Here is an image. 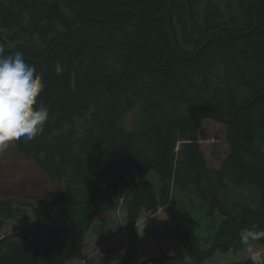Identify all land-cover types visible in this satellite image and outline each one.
Masks as SVG:
<instances>
[{
  "label": "trees",
  "instance_id": "1",
  "mask_svg": "<svg viewBox=\"0 0 264 264\" xmlns=\"http://www.w3.org/2000/svg\"><path fill=\"white\" fill-rule=\"evenodd\" d=\"M0 18L9 54L42 75L49 108L43 133L13 144L57 185L42 202L0 197V230L26 208L38 222L0 241V264H66L117 191L132 218L173 190L200 197L216 229L200 238L177 227V255L145 259L127 244L113 264H208L242 247V228H264V0H0ZM203 118L225 124L219 167L200 148Z\"/></svg>",
  "mask_w": 264,
  "mask_h": 264
},
{
  "label": "rangeland",
  "instance_id": "2",
  "mask_svg": "<svg viewBox=\"0 0 264 264\" xmlns=\"http://www.w3.org/2000/svg\"><path fill=\"white\" fill-rule=\"evenodd\" d=\"M10 32V29L2 25L0 18V47L4 48L6 54L13 49L15 42L7 36ZM131 117V111L124 116L123 123L127 128L132 127ZM198 140L207 166L219 167L229 149L224 122L203 118L198 126ZM41 170L35 160L22 156L15 145L11 144L0 154V197L11 194L24 200L39 199L42 202L48 199L57 190V185ZM152 174L148 176L152 181L150 185L157 191L158 180L153 172ZM136 176L137 172H132L124 181ZM152 195L147 201H152ZM189 196L188 193L173 190L162 200H155V209L148 207L145 200H142L143 204L132 218L129 215L131 205L126 204L117 191L109 200L100 203L84 234L83 248L74 253L66 264H83L87 257L103 263H117L123 257L127 244L135 245L141 258H169L178 254L172 240L177 227L184 232L192 231L200 238L212 236L216 227H213L215 218L206 214L209 203H204L200 197L190 196L189 199ZM143 197L146 198V195ZM25 211V218L6 221L0 230V241L13 233L38 226L30 208ZM202 245L205 248L207 243ZM244 247L227 252L216 251L206 262L216 264L247 258ZM257 247L264 249V243L258 242ZM3 250L1 245L0 253ZM186 256L188 260L191 259L189 252H186Z\"/></svg>",
  "mask_w": 264,
  "mask_h": 264
},
{
  "label": "clouds",
  "instance_id": "3",
  "mask_svg": "<svg viewBox=\"0 0 264 264\" xmlns=\"http://www.w3.org/2000/svg\"><path fill=\"white\" fill-rule=\"evenodd\" d=\"M54 68L57 75L63 71L58 61ZM44 88L42 75L22 52L6 54L0 47V154L16 141H31L43 133L49 108L38 97ZM238 237L251 264H264V249L257 247L264 241V228L253 224L242 228Z\"/></svg>",
  "mask_w": 264,
  "mask_h": 264
},
{
  "label": "water",
  "instance_id": "4",
  "mask_svg": "<svg viewBox=\"0 0 264 264\" xmlns=\"http://www.w3.org/2000/svg\"><path fill=\"white\" fill-rule=\"evenodd\" d=\"M206 191L208 192L209 195H211V192L209 191V189H206Z\"/></svg>",
  "mask_w": 264,
  "mask_h": 264
}]
</instances>
